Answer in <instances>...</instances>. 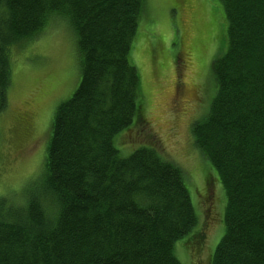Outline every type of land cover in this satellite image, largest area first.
Segmentation results:
<instances>
[{
  "label": "trees",
  "instance_id": "16d2710c",
  "mask_svg": "<svg viewBox=\"0 0 264 264\" xmlns=\"http://www.w3.org/2000/svg\"><path fill=\"white\" fill-rule=\"evenodd\" d=\"M144 1L0 0V112L9 48L54 17L70 22L81 67L79 87L55 112L41 187L21 204L0 197V264H182L180 240L203 245L186 176L157 139L126 158L115 146L135 120L148 125L129 59ZM220 1L227 51L213 63L209 112L191 127L226 196L211 264H264V0Z\"/></svg>",
  "mask_w": 264,
  "mask_h": 264
},
{
  "label": "rangeland",
  "instance_id": "374dc122",
  "mask_svg": "<svg viewBox=\"0 0 264 264\" xmlns=\"http://www.w3.org/2000/svg\"><path fill=\"white\" fill-rule=\"evenodd\" d=\"M48 25L38 38L9 48V84L0 112V197L15 204L44 182L55 112L81 81L70 22L56 16ZM227 44L220 0H145L129 55L148 125L140 128L135 120L115 137V146L126 158L155 137L160 155L184 172L198 218L195 230L205 237L198 249L185 247L189 234L177 243L182 264H211L225 234V191L195 148L191 127L209 112L217 92L213 63Z\"/></svg>",
  "mask_w": 264,
  "mask_h": 264
}]
</instances>
